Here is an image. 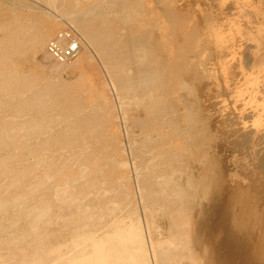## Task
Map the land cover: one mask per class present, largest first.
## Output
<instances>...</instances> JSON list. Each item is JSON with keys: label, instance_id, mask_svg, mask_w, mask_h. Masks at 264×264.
<instances>
[{"label": "bare ground", "instance_id": "1", "mask_svg": "<svg viewBox=\"0 0 264 264\" xmlns=\"http://www.w3.org/2000/svg\"><path fill=\"white\" fill-rule=\"evenodd\" d=\"M42 1L51 7L50 12L59 13V20L67 22L71 29L56 33V22L42 24V12L32 14L35 9L31 7L28 10L30 17L26 19L16 14L3 20L0 18V264H205L200 251L192 247L191 239L186 235V223L181 221L178 211L181 206H174L183 197L182 189L187 184L182 187L171 179L164 183V174L151 176V184L159 186L160 190L154 186L145 190L136 189L135 195L140 192L137 201L146 204L143 208L145 221L141 220V212L137 211L136 198L129 186L126 160L120 148L110 149L113 131L110 128L109 132L102 133L99 127L104 122V115L91 110L98 109L100 103L93 102L90 96H76L89 90L88 79L76 77L64 81L61 77L75 64L83 62L84 56L88 55L82 56L81 50L84 47L90 49L92 45L102 60L110 62L114 69L122 72L120 75H124L117 76L116 81L120 86L126 85L125 89H130L126 91V98H138V86L134 87L138 82V73L134 65L138 63L136 57L143 58L144 51L138 47L143 45V40H136L130 33L135 26L144 28L145 22L135 21L136 17L142 16L138 0ZM212 2H215L214 18L210 16L213 20L205 22L206 42L202 41L208 46L212 44L217 54L214 61L215 87H218L217 91L222 90V97L217 96V109H226L223 123L230 119L241 131L251 129L262 133L261 139L264 140V0ZM154 18L148 21L155 22ZM67 30H71L70 35ZM148 32L145 33L152 41ZM151 34L153 37L154 31ZM52 39L63 47L70 45V41L76 42L77 51L68 59L59 61L47 51ZM165 39L161 40L165 41L162 42L164 46L167 43ZM37 52L55 62L46 66L37 64L32 60ZM160 61L159 65H164ZM205 63L208 65V62ZM168 65L172 67V64ZM162 74L154 75L153 72L151 75L149 72L147 82L148 95L152 98L149 108L153 116L165 123L162 113L168 112L162 108L163 97L153 95L161 80L164 81ZM174 77L175 73L174 76L172 74L173 80ZM175 82L169 87H174L173 91L184 88L183 79ZM158 92L163 91L160 88ZM74 97L85 98L78 102ZM167 123L171 125L172 122ZM149 137H152L151 134ZM128 169L132 171L131 163ZM156 209L163 210L170 219L167 233L158 231L152 223V212Z\"/></svg>", "mask_w": 264, "mask_h": 264}, {"label": "rangeland", "instance_id": "2", "mask_svg": "<svg viewBox=\"0 0 264 264\" xmlns=\"http://www.w3.org/2000/svg\"><path fill=\"white\" fill-rule=\"evenodd\" d=\"M127 1L129 2L130 0ZM207 1L210 3L214 0ZM207 1L204 3V0H138L137 6L140 7L142 16L136 17L137 20L135 19V21L141 20L143 23L145 22L144 28L142 27V29H140L135 26L133 30L130 31L136 40L140 38L143 40V45H138V47L142 48L144 51V54H142L143 58L136 57L138 63L134 65V69L138 73V76H136L138 82L134 85V87L138 86L136 89L139 95L138 98H126V91L130 89H125L124 87H127L126 85H124V87L120 86L116 81L117 76L124 75H120L122 72L119 73V69L116 68L115 70L110 62L102 60L97 53V49L92 45L90 49H85L84 47L81 50L82 56L84 54L88 55L87 57L84 56L83 62L81 64H75L72 70L63 73L61 77L64 81H70L76 77H81L82 80L88 79L89 90L86 93L83 91V94L78 93L76 96L86 95L87 98L90 96L93 97V102L100 103V106L97 105L98 109L91 110L104 115V122L99 127L102 133L104 131L109 132L110 128L113 131V138L109 142L110 149L115 147L121 149L122 157L126 160L127 164L126 173L128 175L129 186H131L130 188L134 195L138 188L140 190H145V188L149 189V186L152 188L154 186L157 190H160L159 186L154 185V183L151 184V176L154 177L155 175H166V177L162 178L164 183L171 179V182L177 181L182 187L183 184H187L185 185L186 187L184 186L183 189L181 188L184 190L183 197L175 202L174 206H181V209L178 211L181 213V221L186 223V235L191 239L192 247L194 246L193 248L198 249V252L200 251L205 264H264V140L261 139L263 134L260 132L255 133L251 129H246V131L242 129L241 131L234 123H231L233 121H230V119H226L223 123L226 109H217V104L219 103L217 96L220 98L222 97V90L219 89L220 91H217L216 88L218 89V87H215L217 79L214 73L216 72L214 61L216 62L217 54H215L216 52L212 44L209 46L207 43L203 44V41L206 42L205 22L212 19L210 16L214 18L215 14L213 11V9L215 10V2L210 3L212 6L210 4L208 6ZM50 6H53V8L55 7V5ZM0 7L1 20L13 14L21 15L22 19H26L30 17V12L28 10H30L31 7L35 9L32 14L36 15V12H42L40 16L42 24L48 23L49 21L56 22V33L62 29H71L67 22L59 20L58 16L60 14L57 12H50L51 7L42 0H35L34 2L32 0H0ZM204 7L206 8L204 9ZM207 8L210 12L207 11ZM205 10L207 12H205ZM149 14H152V16ZM204 14L207 16L206 21V16ZM151 17L156 18H154L155 22L151 23V21H148ZM143 18L145 20H143ZM147 21L149 23H147ZM162 23H165L164 26ZM122 26L123 24L121 27ZM164 27L169 32L168 34L166 33L167 31L165 32ZM146 31H149V36H151L153 42L148 37V34L145 33ZM153 31L155 38L154 34L153 37L151 34ZM145 34L147 36H145ZM142 35L143 37H141ZM161 36L169 40L167 41V39ZM146 37H148L150 42H148ZM156 37L158 39H156ZM162 39H165L167 42L165 46L163 45L164 43L162 44L164 41H161ZM154 42L156 44H154ZM144 43H146V45ZM151 44L153 46H151ZM156 49L158 52L155 51ZM205 50L207 52H205ZM147 52L149 56L146 54ZM33 58L32 60L37 64L45 66L55 62L52 58L45 59V57L41 55V52L34 54ZM41 58L42 60L40 61ZM163 58L165 59L161 60ZM153 60L154 62H152ZM159 61L160 64L164 63V65H159ZM172 61H175L174 66L177 64L179 65L175 66L177 67L176 69ZM122 62L124 61L122 60ZM205 62H208V65H205ZM152 64H154L153 67ZM168 64H172V67ZM209 65L211 66L209 67ZM139 67L141 69H139ZM149 72H151V75L153 72L154 75L164 73L162 74V77L164 75V81L161 80L157 86L158 90L156 89L153 95L156 97L157 94H159L163 97L162 101L164 105L162 103V108L165 110L164 112H168L162 113V117L164 116L166 120L165 123H162L160 119L158 120V117L155 115L153 116L152 109L149 108V103H151L152 100V98L150 99V95H148L149 82H147V79L149 78ZM123 73L125 74L124 71ZM174 73L175 80L172 78V74L174 76ZM167 76L169 77L167 78ZM176 77L178 78L176 79ZM140 79L143 80L142 84L140 83ZM181 79L184 80V88L182 90L178 89L177 91H173L174 87L169 88L174 85L176 80L175 84ZM144 81L146 84L148 83V85H146ZM186 81L188 86H186ZM162 83L163 85H160ZM160 88L163 91L162 93L158 92ZM165 90H167L166 93ZM148 96L150 100L147 99ZM74 98L77 99L78 102H81L85 97ZM177 101H179L181 105H179ZM170 104L172 106H170ZM165 105L167 108H165ZM174 110L177 111H175L176 114ZM177 113L179 114L177 115ZM197 116L201 118H195ZM168 121L172 122V126L167 123ZM225 123H227V125ZM190 125L193 128H191ZM205 125H208V127ZM153 131H155V133ZM159 132L161 136H158ZM236 133L238 134L236 135ZM150 134L154 138L149 137ZM162 134L167 137L164 138ZM232 136H235L237 139ZM147 138L150 139V143L148 140H145ZM175 138L177 139L175 140ZM139 139H141V141L144 140L141 142ZM260 141H262L261 144ZM164 143L167 145L166 147L163 145ZM180 149L182 151H180ZM164 153L165 155H163ZM175 153L176 156H174ZM156 154H159V157ZM143 155H145V157ZM206 158H208V160ZM130 163L132 171L128 169ZM175 167L176 169H174ZM147 171L152 175L148 174L149 172ZM144 172L146 174H144ZM166 172L170 177H167L168 175ZM139 195L140 192L135 195L137 211L141 212L139 213L141 220L145 221L146 212L144 206H146V204L145 202L142 204L141 201H137V196ZM152 223L158 231L163 233H167L170 227L169 217L160 209L153 210Z\"/></svg>", "mask_w": 264, "mask_h": 264}, {"label": "built area", "instance_id": "3", "mask_svg": "<svg viewBox=\"0 0 264 264\" xmlns=\"http://www.w3.org/2000/svg\"><path fill=\"white\" fill-rule=\"evenodd\" d=\"M68 34L71 30H67ZM61 36V33L58 34ZM70 35V34H69ZM72 37V36H70ZM71 42V43H70ZM70 45L65 47L59 46L56 42V39H52L47 45V51L57 60L64 61L71 57L77 51V43L70 41Z\"/></svg>", "mask_w": 264, "mask_h": 264}]
</instances>
